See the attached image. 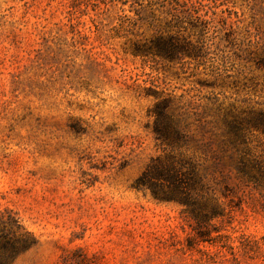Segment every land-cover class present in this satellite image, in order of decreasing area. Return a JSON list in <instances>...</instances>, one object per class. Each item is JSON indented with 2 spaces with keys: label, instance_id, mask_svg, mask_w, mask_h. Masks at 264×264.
I'll list each match as a JSON object with an SVG mask.
<instances>
[{
  "label": "rangeland",
  "instance_id": "obj_1",
  "mask_svg": "<svg viewBox=\"0 0 264 264\" xmlns=\"http://www.w3.org/2000/svg\"><path fill=\"white\" fill-rule=\"evenodd\" d=\"M0 221L3 264H264V0H0Z\"/></svg>",
  "mask_w": 264,
  "mask_h": 264
},
{
  "label": "trees",
  "instance_id": "obj_2",
  "mask_svg": "<svg viewBox=\"0 0 264 264\" xmlns=\"http://www.w3.org/2000/svg\"><path fill=\"white\" fill-rule=\"evenodd\" d=\"M158 111L159 118L157 119V124L155 125V132L157 136L160 137L162 140H168L172 135H175L176 137L179 136V128L175 124L170 113L167 112L165 109H160ZM170 158L171 159L169 162H163L158 159L157 162H159L160 165H156L153 170L150 171V166H152L154 161L152 160L151 164L147 165V167L142 171L140 175L141 183L150 187L153 194L155 195L157 193L164 192V190H158V188L154 187L155 176H159L163 181H165V184L171 185L176 190H183L185 186L187 188H190L197 182L196 172L193 166L185 168L184 164L180 160H176L173 157ZM249 173V177H251L254 181L260 184L258 178L259 176H257L255 172ZM187 188H185V190H188ZM1 221L0 240H11L12 238L18 239V241L14 244L7 245L3 248V250H0V264H3L5 263V259H7V257H11V254L15 255L18 254L20 251L29 248L33 244V239L30 233L25 230V228L19 227L18 224H16V228L10 229L3 227L4 224H1ZM20 229H22V231H20Z\"/></svg>",
  "mask_w": 264,
  "mask_h": 264
}]
</instances>
